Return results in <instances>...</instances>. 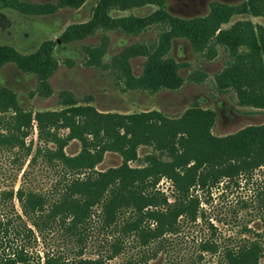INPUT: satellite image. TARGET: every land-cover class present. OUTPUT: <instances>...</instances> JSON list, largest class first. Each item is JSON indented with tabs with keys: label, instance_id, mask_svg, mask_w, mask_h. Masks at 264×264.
<instances>
[{
	"label": "trees",
	"instance_id": "trees-1",
	"mask_svg": "<svg viewBox=\"0 0 264 264\" xmlns=\"http://www.w3.org/2000/svg\"><path fill=\"white\" fill-rule=\"evenodd\" d=\"M54 1L34 4L0 0V11L8 9L22 15L47 16L61 9H79L87 0ZM165 2L96 0L88 22L70 25L60 40L64 44L81 41L98 30L137 36L152 25L162 24L164 27L155 44L131 45L113 58L110 66L123 90L155 93L180 89L184 79L179 69L184 64H178L169 56V51L173 40L182 39L207 61L216 57L218 47L224 48L228 61L216 76L217 86L223 91L233 90L240 106L264 109V26L240 20L222 28L236 16L264 18V0H245L237 6L215 2L206 17L191 19L170 14ZM148 5L154 6L155 11L145 17L111 14ZM107 43L108 37L102 35L98 45L82 47L86 66H107L101 63ZM54 45V42L45 41L35 52L24 55L10 45L0 44V70L12 63L23 72L36 75L39 93L43 89L48 96L51 94L48 79L57 68L52 56ZM139 57L145 61L141 75L136 77L130 61ZM204 78L205 74L198 72L189 80L197 83ZM90 101L87 99L81 106L71 95L62 93L60 111L32 115L20 108L13 91L0 88V153H12L11 163L18 167H23L27 159L28 166L32 165L43 156L49 163L60 164L65 176H73L72 180L61 182L58 198L52 201L28 190L23 183L16 191L2 192L0 242L11 234L21 241L34 238L26 221L37 231L60 222L69 233L82 239L90 214L95 207H100L106 227L114 225L122 211L130 210L133 217L122 225V232L135 233L147 244L176 232L180 218L195 221L201 210V193H209L220 180L249 176L264 166V124L216 137L211 133L216 114L210 110L193 107L177 118H169L158 111L101 113L88 105ZM34 124L37 140L45 145L52 144L53 149L38 145L33 151V144L27 143V138ZM60 131H67L66 136L62 137ZM71 141L80 144L81 150L76 156H68L64 151ZM140 147H150L152 153L140 159ZM106 153L119 155L122 164L99 172L96 168ZM136 162H141V166L130 165ZM27 173L23 172L22 182L28 177ZM80 175L84 178L79 179ZM162 179L171 183V202L156 190ZM14 200L21 213L16 211ZM147 223L155 227H145ZM118 250L116 248V252ZM227 257L231 264H258L264 258V249L252 244ZM29 261L30 255L23 244L10 256L0 258V264H29ZM43 264L62 263L47 258ZM72 264L102 263L78 259Z\"/></svg>",
	"mask_w": 264,
	"mask_h": 264
},
{
	"label": "rangeland",
	"instance_id": "rangeland-1",
	"mask_svg": "<svg viewBox=\"0 0 264 264\" xmlns=\"http://www.w3.org/2000/svg\"><path fill=\"white\" fill-rule=\"evenodd\" d=\"M34 4H52L54 0H19ZM96 0H87L76 10L61 9L47 16L22 15L12 10L0 11V44H6L24 55L35 52L45 41L54 42L52 56L57 68L48 79L50 95L43 89L38 91L37 76L23 72L15 64L4 65L0 70V88H7L17 96L20 108L34 115L37 112L60 111L61 94L68 93L79 105L93 106L101 113L133 114L158 111L169 118H177L186 110L196 107L210 110L216 114V122L211 133L216 137L232 135L248 126L264 124V109L240 106L233 90H221L217 86L216 76L224 69L228 54L218 47L216 57L207 61L193 52L186 40L177 39L171 43L169 56L178 64L179 75L184 79L180 89L175 91L160 90L155 93L125 91L111 68L112 60L123 49L135 44H155L158 40L162 24L152 25L137 36H125L118 31L98 30L93 36L81 41L64 44L60 40L64 30L73 24L88 22L92 16ZM224 5H240L245 0H166L167 11L179 18H203L211 10L212 3ZM155 11L148 5L126 12H112L113 16L145 17ZM240 20H248L253 24L264 26V18H252L247 15L236 16L223 25L226 29ZM102 35L108 37L105 53L101 63L106 67L86 66V58L82 47L98 45ZM59 40V42H58ZM144 58L130 61L134 76L141 75ZM205 74L202 82L189 80L195 73ZM42 92V93H41ZM9 114H7L8 116ZM67 131H60L65 137ZM32 142L33 151L40 145L53 149L52 144H44L37 140L34 129L27 138ZM81 147L77 141H71L65 148L68 156H76ZM139 157L152 153L150 147H140ZM14 155L9 152L0 153V195L23 183L24 187L35 193L45 195L49 201L58 198L61 182L72 180L73 176H65L61 165L49 163L45 157L39 156L35 163L28 166V159L23 167L11 163ZM122 158L114 153H106L103 162L97 166L99 172L117 168ZM132 167H140L141 162L131 163ZM20 168L22 170L20 171ZM28 172L25 181L23 172ZM83 179L84 175L78 176ZM61 185V186H60ZM157 192L173 200L171 183L162 179L156 188ZM200 214L195 221L187 218L178 219V229L174 233L165 234L158 240L143 244L139 235L124 234L122 225L132 219L133 213L124 210L119 214L116 223L104 226L100 207H95L85 224L82 239L69 233L64 224L55 222L34 229L28 221L34 238L21 241L11 234L1 239L0 258L10 256L23 244L30 255L29 264H43L47 258L72 264L78 259L101 261L102 264H231L227 255L237 254L244 247L258 244L264 249V166L255 170L252 175L235 179H222L209 193H201ZM18 213L20 208L14 200ZM0 205V215H3ZM150 229L155 224L147 223ZM116 248L119 249L116 252ZM258 264H264V258Z\"/></svg>",
	"mask_w": 264,
	"mask_h": 264
},
{
	"label": "water",
	"instance_id": "water-1",
	"mask_svg": "<svg viewBox=\"0 0 264 264\" xmlns=\"http://www.w3.org/2000/svg\"><path fill=\"white\" fill-rule=\"evenodd\" d=\"M58 42H59V40H58Z\"/></svg>",
	"mask_w": 264,
	"mask_h": 264
}]
</instances>
